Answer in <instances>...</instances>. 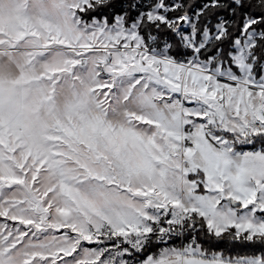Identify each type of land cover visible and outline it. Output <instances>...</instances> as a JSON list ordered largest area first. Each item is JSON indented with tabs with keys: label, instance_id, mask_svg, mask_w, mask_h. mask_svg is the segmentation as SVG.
<instances>
[{
	"label": "snow or ice",
	"instance_id": "6c2138e0",
	"mask_svg": "<svg viewBox=\"0 0 264 264\" xmlns=\"http://www.w3.org/2000/svg\"><path fill=\"white\" fill-rule=\"evenodd\" d=\"M0 218V264H264V0H0Z\"/></svg>",
	"mask_w": 264,
	"mask_h": 264
},
{
	"label": "trees",
	"instance_id": "16d2710c",
	"mask_svg": "<svg viewBox=\"0 0 264 264\" xmlns=\"http://www.w3.org/2000/svg\"><path fill=\"white\" fill-rule=\"evenodd\" d=\"M183 242L181 240H176L173 242L172 246L174 247H182ZM213 251H220L224 252L226 255H232V256H243L248 254L247 250L243 248L242 246L232 245V244H222L218 249H212Z\"/></svg>",
	"mask_w": 264,
	"mask_h": 264
},
{
	"label": "rangeland",
	"instance_id": "374dc122",
	"mask_svg": "<svg viewBox=\"0 0 264 264\" xmlns=\"http://www.w3.org/2000/svg\"><path fill=\"white\" fill-rule=\"evenodd\" d=\"M0 222H2V218H0Z\"/></svg>",
	"mask_w": 264,
	"mask_h": 264
}]
</instances>
